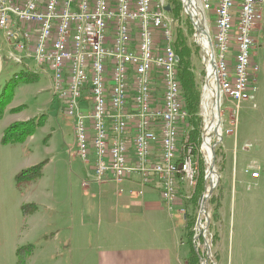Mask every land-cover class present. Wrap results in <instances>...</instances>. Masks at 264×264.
I'll return each mask as SVG.
<instances>
[{"label": "built area", "instance_id": "1", "mask_svg": "<svg viewBox=\"0 0 264 264\" xmlns=\"http://www.w3.org/2000/svg\"><path fill=\"white\" fill-rule=\"evenodd\" d=\"M182 1L202 51L203 108L210 110L206 118L213 111L219 121L218 95L220 109L229 100L238 115L240 103L253 100L256 91L258 67L251 57L264 0ZM0 30L10 60H34L49 68L53 95L74 119L78 155L93 163L97 184L122 185L135 179L139 189L129 193L141 199L159 179L169 211L175 209L180 184L194 191L199 167L192 143L180 142L179 127L188 113L172 20L163 1L0 0ZM20 37H27L28 47H20ZM155 73L164 86L161 98L154 96ZM232 124L226 133L236 135L237 120ZM214 135L223 140L219 132ZM212 143L210 158L203 144L201 148L207 179L216 173L215 166L211 171ZM250 169L246 172L259 178V171Z\"/></svg>", "mask_w": 264, "mask_h": 264}, {"label": "rangeland", "instance_id": "2", "mask_svg": "<svg viewBox=\"0 0 264 264\" xmlns=\"http://www.w3.org/2000/svg\"><path fill=\"white\" fill-rule=\"evenodd\" d=\"M162 1L165 6L169 5L168 0H154L155 4ZM180 1L183 9L180 18L175 17L171 10L166 13L172 20L175 41L177 33L182 31L192 49L193 71L201 93V135L198 146L191 143L202 174L203 190L194 209L187 203L193 191L180 184L178 191L183 197L177 201L175 209L169 211L163 199L161 201L160 181L154 179L150 189L154 198L160 201L162 210L155 212L157 217L145 227L142 239L134 240V246H176L182 257H186L190 247L186 238L183 243L181 238L188 230L192 233L196 264H264V16L261 29L255 34L256 45L251 57L252 64L258 67L255 73L252 72L256 87L254 99L242 101L238 115L234 113L235 105L231 101L225 100L221 105L222 131L220 128L219 132L223 140L212 136V144H216L215 150L218 149L220 154L217 157L216 153L214 169L218 178L211 182L204 176L202 163L205 157L201 150L207 135L206 122L213 118H206L210 110L206 112L203 108L206 73L201 48L195 43L191 30V19L185 12L183 1ZM9 52L4 33L0 30V94L17 73L29 70L37 77L8 86L14 87L9 88L12 99L0 119V264H17V250L25 245L33 246L26 264H102V260L106 264L110 257L119 254L116 249L130 244L122 234L108 239L103 231L105 225H98L107 188L94 181L93 163H86L78 155L74 119L65 114L62 103L53 95L49 68L37 65L34 60L17 63L9 59ZM153 79L154 96L161 98L164 86L159 74H153ZM30 119L41 124L24 142L2 143L4 132L10 125ZM234 120L238 125L236 140L233 134L226 133L233 127ZM184 123L179 127L181 144L188 140L192 129L191 126L185 127ZM222 146L228 158L225 170ZM89 159H93L91 154ZM40 163H44L41 178L17 183L15 177L20 171ZM250 166L251 171L258 168L259 179L246 172ZM84 182H88L87 187ZM122 186L112 183L115 191ZM222 186L225 189L222 214L226 226L223 224L221 228L219 243L220 228L215 205L223 197ZM203 196L208 197L204 206L207 214L204 215ZM28 204H34L36 209L25 213L24 206ZM122 211L120 208L112 210L114 220L118 214L124 219ZM190 218H196L195 226L189 225ZM81 219L86 220L85 226L81 225ZM114 220L110 225L114 229L123 224L121 220L115 224ZM210 224L212 227L208 229ZM69 246H72V252Z\"/></svg>", "mask_w": 264, "mask_h": 264}, {"label": "trees", "instance_id": "3", "mask_svg": "<svg viewBox=\"0 0 264 264\" xmlns=\"http://www.w3.org/2000/svg\"><path fill=\"white\" fill-rule=\"evenodd\" d=\"M168 4L170 5L171 12L174 14V16L180 18V15L183 11L181 1L168 0ZM191 30L193 32V29ZM174 48L178 56V77L183 90L185 106L189 115V118L184 124L185 127L191 126L192 128L188 135V140L198 146L200 143V135H201V117L199 113L200 110L199 103L201 99V93H200L199 85L197 83L196 75L193 71L192 49L189 47L187 37L184 35L182 31H179L177 33L176 41L174 43ZM36 77L37 75L35 73L27 70L21 73H17L12 79H10L8 85H6V87L4 88V92L0 94V119L3 116L4 108L6 107L7 103L10 102V100L12 99V94L10 93L11 91H9V88L12 89L14 87H8V86L10 84L16 86L18 83L27 82ZM40 124H41L40 121L37 122L34 119H30L24 122L13 123L5 130L2 138V143L9 144V143L24 142L27 139V137L30 136L34 132L35 128ZM216 153L218 157L220 151L217 149ZM43 165L44 163H40L20 171L15 177L17 183L23 184L25 182H32V181L34 182L39 178H41ZM202 180H203L202 174L200 172L197 177L196 187L192 193V196L190 197V200L187 201L188 206L192 205L194 209L197 207L202 194V190H203ZM181 194L182 193L180 192L178 202H180L181 201L180 198L183 197ZM212 202H215V199H213ZM24 208H25V213H28L29 211L30 212L34 211L36 209V206L34 204H28L25 205ZM218 208H219V203H216L215 212L218 211ZM195 224H196V218H190L189 225L192 227L195 226ZM211 227L212 224L208 226V229H210ZM184 237L186 238V243L190 247V251L184 259V264H196L193 245L191 244L192 233L186 230L185 236L181 238L182 243L184 242L183 241ZM187 238L190 240L187 241ZM32 248H33L32 245H25L17 250V254H16L17 264H26L27 258L30 256V254L33 251Z\"/></svg>", "mask_w": 264, "mask_h": 264}, {"label": "crops", "instance_id": "4", "mask_svg": "<svg viewBox=\"0 0 264 264\" xmlns=\"http://www.w3.org/2000/svg\"><path fill=\"white\" fill-rule=\"evenodd\" d=\"M234 136L236 140L237 132ZM221 151L223 152L222 158L226 159V162L223 165L225 166V170L228 163L227 153L224 150L223 146L221 148ZM254 171H258V168H255ZM122 185V188L120 187L122 189L121 195V192L119 193V191L114 190V187H112L111 182L104 184V187H106L107 189L106 191H104L105 196L103 197V201L101 203V212H99L98 225H100L101 227L105 225L103 231L105 236L108 237V239L111 240L115 236L122 234L125 237L126 242L130 244L128 246H124L122 249H116L119 254L110 257L106 261V264H184L185 257H182L179 248H177L176 246H134V240L138 239L140 241L142 239L140 237L145 233V227L149 225L148 223L151 222L152 218L157 217L155 212L157 210H162V206L160 204V201L154 198L152 194L153 191L150 189L151 186L146 188L143 198L137 199L129 193L130 190L139 189V185L136 183L135 179L132 181H126ZM222 187L223 197L221 201H219L218 212H216V219L219 220L220 228L218 235L219 243L221 241V228L223 227V224L224 226H226V220L222 214L223 199L225 198V189L224 186ZM115 208H120L123 210L122 213L125 214L123 215L124 219H121V214H118V217L115 216L114 220L112 216L113 214L111 212ZM112 220H114L115 224H118L121 220L123 224L121 226H118V228L114 229L112 226H110L112 224ZM85 222V219H81V225L83 224V226H85ZM103 222L105 223L103 224ZM69 251H73L72 246H69ZM114 252L116 253V251ZM103 262L104 261L102 260L101 263L103 264Z\"/></svg>", "mask_w": 264, "mask_h": 264}, {"label": "bare ground", "instance_id": "5", "mask_svg": "<svg viewBox=\"0 0 264 264\" xmlns=\"http://www.w3.org/2000/svg\"><path fill=\"white\" fill-rule=\"evenodd\" d=\"M20 47H28V40L27 37H20ZM20 63V62H17ZM215 114H213V118L212 120L208 121L206 129H205V133H207L206 137L204 138V143H203V147L206 151V153L208 154V157L210 158L211 155V149H210V141H212V136L214 135V132H219L218 129V119L216 118V116L214 117ZM222 131V130H221ZM219 135H221V133L219 132ZM216 173H212L209 177V179L211 180V182L215 181L216 178H218L216 176ZM205 213H202V215H204Z\"/></svg>", "mask_w": 264, "mask_h": 264}, {"label": "water", "instance_id": "6", "mask_svg": "<svg viewBox=\"0 0 264 264\" xmlns=\"http://www.w3.org/2000/svg\"><path fill=\"white\" fill-rule=\"evenodd\" d=\"M165 10L170 12L171 10V7L170 5H167L165 6ZM219 101H220V98H219V95H218V99H217V103H218V118H219V121H218V129H219V125H220V120H221V114H220V104H219ZM212 158H213V161H212V166H211V171H213L214 169V166H215V161H216V150H215V145L212 147ZM212 189V188H211ZM207 196H203L202 200H203V204L206 203V200H207ZM205 205H203V208H202V211L204 212V207ZM205 214H207V212H204Z\"/></svg>", "mask_w": 264, "mask_h": 264}]
</instances>
